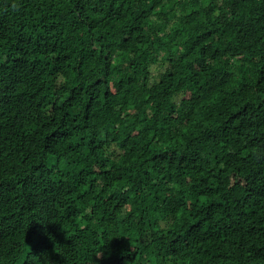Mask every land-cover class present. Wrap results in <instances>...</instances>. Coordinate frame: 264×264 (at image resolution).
<instances>
[{
  "label": "trees",
  "instance_id": "obj_1",
  "mask_svg": "<svg viewBox=\"0 0 264 264\" xmlns=\"http://www.w3.org/2000/svg\"><path fill=\"white\" fill-rule=\"evenodd\" d=\"M0 264H264V0H0Z\"/></svg>",
  "mask_w": 264,
  "mask_h": 264
},
{
  "label": "clouds",
  "instance_id": "obj_2",
  "mask_svg": "<svg viewBox=\"0 0 264 264\" xmlns=\"http://www.w3.org/2000/svg\"><path fill=\"white\" fill-rule=\"evenodd\" d=\"M12 7L15 9V8H17V5L16 4H13Z\"/></svg>",
  "mask_w": 264,
  "mask_h": 264
},
{
  "label": "bare ground",
  "instance_id": "obj_3",
  "mask_svg": "<svg viewBox=\"0 0 264 264\" xmlns=\"http://www.w3.org/2000/svg\"><path fill=\"white\" fill-rule=\"evenodd\" d=\"M14 193V192H13ZM15 194V193H14ZM13 195V194H12ZM8 196V195H7ZM9 196H10V194H9ZM14 196V195H13Z\"/></svg>",
  "mask_w": 264,
  "mask_h": 264
}]
</instances>
